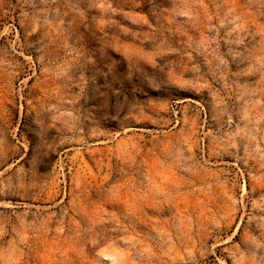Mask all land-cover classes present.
<instances>
[{"label": "rangeland", "instance_id": "obj_1", "mask_svg": "<svg viewBox=\"0 0 264 264\" xmlns=\"http://www.w3.org/2000/svg\"><path fill=\"white\" fill-rule=\"evenodd\" d=\"M0 264H264V0H0Z\"/></svg>", "mask_w": 264, "mask_h": 264}]
</instances>
